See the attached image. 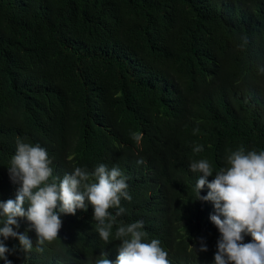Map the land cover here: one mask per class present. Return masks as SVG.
Instances as JSON below:
<instances>
[{"label":"trees","instance_id":"1","mask_svg":"<svg viewBox=\"0 0 264 264\" xmlns=\"http://www.w3.org/2000/svg\"><path fill=\"white\" fill-rule=\"evenodd\" d=\"M17 138L47 150L49 183L115 166L132 199L108 244L87 200L60 214L43 251L17 218L33 248L8 238L12 264H95L102 251L115 264L117 227L137 221L170 264H215L217 212L190 164L208 160L211 182L231 151H264V0H0V202L20 187L8 170Z\"/></svg>","mask_w":264,"mask_h":264},{"label":"clouds","instance_id":"2","mask_svg":"<svg viewBox=\"0 0 264 264\" xmlns=\"http://www.w3.org/2000/svg\"><path fill=\"white\" fill-rule=\"evenodd\" d=\"M198 131L194 129L193 134ZM131 138L137 143L142 139L135 132L131 133ZM193 151L199 153L203 146L196 145ZM51 163L46 149L17 138L16 152L8 170L11 181L20 187L14 200L0 202V237L3 238L0 239V260L5 264H12L7 254L17 250V246L12 249L6 246L8 238L19 241L21 252L27 253L33 248V241L27 233L14 230L20 227L17 218H27L37 234V250L43 251L46 242L51 243L58 237L62 227L60 214L75 215L78 209L87 211V200L94 208L96 231L108 244L116 218L126 211L121 200L132 199L119 167L109 169L100 164L91 173L75 167L71 174L49 183L53 175ZM190 169L202 174L195 184L198 200L213 202L217 212L210 216L221 234L214 255L215 264H264V151L246 152L243 146L231 151L226 157V166L215 172L211 182L208 177L214 171L208 160L193 161ZM93 180L95 182H91ZM206 185L210 191L201 196ZM26 202L29 203L27 210L24 207ZM109 209H115V215ZM143 227L142 221L121 223L117 227L115 238L122 243L115 264H170L168 253L160 246L159 240L143 242L146 237ZM242 234H250L252 241L243 242ZM199 251L207 252L208 248L202 244ZM99 257L95 264H113L107 252L102 251Z\"/></svg>","mask_w":264,"mask_h":264}]
</instances>
